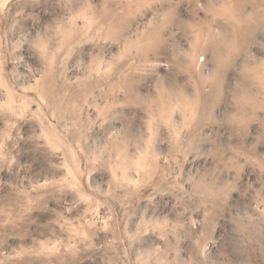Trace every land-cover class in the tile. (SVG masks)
Here are the masks:
<instances>
[{
    "label": "rangeland",
    "instance_id": "374dc122",
    "mask_svg": "<svg viewBox=\"0 0 264 264\" xmlns=\"http://www.w3.org/2000/svg\"><path fill=\"white\" fill-rule=\"evenodd\" d=\"M169 2L106 37L101 0H0V264H264V0Z\"/></svg>",
    "mask_w": 264,
    "mask_h": 264
},
{
    "label": "bare ground",
    "instance_id": "6f19581e",
    "mask_svg": "<svg viewBox=\"0 0 264 264\" xmlns=\"http://www.w3.org/2000/svg\"><path fill=\"white\" fill-rule=\"evenodd\" d=\"M102 1V5L99 7V6H93V7H91V10L89 11V13L87 14V15H81V16H87V17H89V19H88V23H89V28L91 29V30H93V31H98L99 29L100 30H102V33L107 37V36H112V35H114V36H118L120 33H122V35H123V33L124 32H126L125 30L127 29H129L130 27H128V26H130V22H129V20H128V16L132 13V3H134V5L137 7V8H141V7H143V6H146V5H151V3L154 1V0H126V3H121L119 0V3H116V4H123L124 5V10H125V12H124V14H125V16H123V15H121V14H119L117 11V13L115 12V10H114V8L112 7H110L109 5H110V3H109V1L108 0H101ZM184 1H186V0H178V2H169L168 3V5H169V7H167L166 8V15H165V18H164V21L163 22H165V21H169V22H173L174 21V17H176L175 15H177V14H179L178 13V6H179V4L180 3H183ZM189 2H191V3H193V6H194V11H196V9H197V11H198V7H197V2H198V0H188ZM214 1L215 0H207V4H208V6H210L211 8H214V5H215V3H214ZM223 2L225 1V0H222ZM229 1H231V3L232 4H234V2L236 3V0H228V2ZM237 1H239V0H237ZM113 3H115V2H113ZM156 3V2H155ZM237 3H240V2H237ZM3 4V3H2ZM259 4V3H258ZM92 6V5H91ZM166 6V5H165ZM90 7V6H89ZM217 10V9H216ZM85 11V10H84ZM227 11V10H226ZM216 13H218V12H216ZM182 15V14H181ZM222 15V14H221ZM73 17V16H72ZM76 18V17H75ZM109 18L111 19V20H109ZM78 19V18H77ZM77 19H76V21H77ZM231 19V18H230ZM108 22V23H107ZM193 22V20H191V24L188 26V27H186V30H193V29H197V30H200V32L201 31H203V25L201 24V22H195V23H192ZM104 23H107V25L105 26L104 25ZM228 25V24H227ZM226 24H225V26H227ZM234 25V24H233ZM233 25H232V27H233ZM153 27V26H152ZM227 28V27H226ZM136 29V28H135ZM220 29V28H219ZM232 29V28H231ZM61 30L64 32V34L67 36V38H66V40L68 41V40H71V38H73L74 36H75V34L77 33V31L75 30V26L72 24V19H71V21H70V24L68 23V24H66L65 26H62L61 27ZM183 30V29H182ZM173 31V30H172ZM224 31V30H223ZM80 32H81V30H80ZM136 32H138V30L136 31ZM208 33H209V35H212L213 34V32H212V30L211 29H209L208 28V31H207ZM228 32V31H227ZM153 33V35H155V37L157 38H160V36H161V34H162V29L161 28H158V27H156L155 28V30L152 32ZM225 33V32H224ZM230 33V32H229ZM142 34V33H141ZM232 34V33H231ZM231 34H228L229 36H231ZM233 35V34H232ZM113 36V37H114ZM121 36V35H120ZM143 36V35H142ZM112 37V38H113ZM227 37V36H226ZM233 37V36H232ZM116 38V37H115ZM142 38V37H141ZM234 38V37H233ZM66 41V42H67ZM199 39H197L196 40V44H198V45H200L199 44ZM228 41V40H227ZM162 42H161V40L159 39H157V40H155L154 42L152 41V43L148 46V45H146L147 46V48H149V49H153V50H156L157 48H160V47H158V46H160V44H161ZM223 43V42H222ZM69 44V43H68ZM134 45H135V43H133ZM223 44H225V43H223ZM223 44H221V45H223ZM228 44V43H227ZM68 46V45H67ZM130 46V45H129ZM181 46V45H180ZM211 48V49H213L214 51H216V52H220V47H218V45H217V42H216V40H213V41H210L209 43H208V45L207 46H202V48H209V47ZM224 46V45H223ZM227 46V45H226ZM228 46H231L230 44H228ZM167 47V46H166ZM192 47V46H191ZM181 48V47H180ZM193 49V48H192ZM124 50V49H123ZM178 50V49H177ZM230 50H231V48H230ZM157 51H159L158 49H157ZM140 52V51H139ZM180 52V51H179ZM191 52V51H190ZM194 52V51H193ZM228 55V54H227ZM230 55V54H229ZM228 55V56H229ZM177 56V55H176ZM192 56V55H191ZM185 57V56H184ZM184 57H182V56H177V59H179L180 60V58H184ZM222 57V56H221ZM122 58V57H121ZM159 58V57H158ZM185 59V58H184ZM183 59V61H185ZM191 59V58H190ZM226 59V58H225ZM203 60V59H202ZM141 61V60H140ZM181 61V60H180ZM174 62H178V61H174ZM187 62V61H186ZM217 62V61H216ZM215 62V63H216ZM181 63V62H180ZM184 64H185V66H189L188 65V63L186 64L185 62H183ZM218 63L219 64H222V61L221 60H219L218 61ZM224 64V63H223ZM180 65V64H179ZM30 67V66H29ZM181 67V66H180ZM140 69V68H139ZM156 69V68H155ZM187 69V68H186ZM116 70V69H115ZM90 74V73H89ZM104 74V73H103ZM245 74V73H244ZM8 74H1V77H0V84L2 85V88L4 89V93H5V96H7V100L9 101V104L10 103H12V102H14V101H16V98H17V95H16V93H14L13 91H12V89L10 88V84H8L7 83V80L5 79V76H7ZM29 75V74H28ZM91 75V74H90ZM49 76V75H48ZM48 76H45V78H44V81H43V83H42V81L41 80H38V78H36L35 76H33V75H31V81H33V82H35V84H34V86H31L30 87V90H29V92L31 93L32 91H34L35 92V90L36 91H40V94H41V96L42 97H48L49 99H51V100H53L55 103H56V105H58V106H60V104L62 103V101H61V99L60 98H57V97H55L54 96V92H56V90H54V88H52L51 87V85L50 84H46V80H47V78H48ZM132 76V75H131ZM28 77H30V76H28ZM52 77V76H51ZM130 77V76H129ZM50 78V77H49ZM128 78V77H127ZM102 79V78H101ZM245 79V78H244ZM253 79V78H252ZM132 82H134V81H132ZM55 83V82H54ZM136 84V83H135ZM57 85V84H56ZM128 85H130V83L128 84ZM205 85V84H204ZM131 86V85H130ZM215 86V85H214ZM57 87V86H56ZM132 87V86H131ZM133 87H134V85H133ZM138 88V87H137ZM135 89V88H134ZM219 89V88H218ZM221 89V88H220ZM126 90V89H125ZM138 90V89H137ZM203 90V89H202ZM186 90L185 89H183L182 90V94L180 95V98H181V100L182 101H186V99H187V92H185ZM216 91V90H215ZM33 92V93H34ZM130 91H128V93H129ZM135 92V91H134ZM218 93V92H217ZM214 94V93H213ZM138 95H140V94H138ZM215 95V94H214ZM61 96H62V94H61ZM137 96V95H136ZM173 96V95H172ZM219 96V95H218ZM221 96V95H220ZM143 97V96H142ZM146 97V96H145ZM89 98V97H88ZM132 98H134V101H135V99L137 98L138 99V97H132ZM69 99V98H68ZM125 99V98H124ZM221 99V98H220ZM145 100V99H144ZM137 101V100H136ZM143 101V100H142ZM149 101H152V100H149ZM244 101V100H243ZM144 102V101H143ZM146 102V101H145ZM250 102V101H249ZM253 102V101H252ZM123 103V102H122ZM128 103V102H127ZM139 103H140V101H139ZM150 103V102H149ZM153 103V102H152ZM151 103V104H152ZM23 104V103H22ZM132 104V103H131ZM138 104V103H137ZM136 104V105H137ZM151 104H148L147 105V109L149 110V111H151ZM171 103H168V105H165V102H162L161 103V110H164V109H168V111H170V109L172 108L171 107V105H170ZM251 104V103H250ZM132 106V105H131ZM77 109V108H76ZM153 109V108H152ZM155 109V108H154ZM161 110H159V112L161 111ZM154 111V110H153ZM152 111V112H153ZM174 111V110H173ZM155 112V111H154ZM150 116H153L152 114L150 115ZM148 119H149V117H148ZM153 120H155V119H153ZM156 122V121H155ZM186 122V121H185ZM189 123H191V122H189ZM155 128H156V126H155ZM154 128V129H155ZM159 128V127H158ZM159 130V129H158ZM188 130V129H187ZM159 132V131H158ZM132 133V132H131ZM157 135V134H156ZM159 135V134H158ZM154 136V135H153ZM176 138V137H175ZM54 139L55 140H57L58 141V143L60 144V146H61V139L59 138V137H55L54 136ZM173 139V138H172ZM122 140V139H121ZM66 141V140H65ZM127 143V142H126ZM63 144V143H62ZM65 146H66V144H65ZM68 147V146H67ZM129 148V147H128ZM67 152H68V150L69 149H65ZM65 150H64V152H65ZM148 151V150H147ZM125 153H128V152H126V148H125V151H124ZM121 154V153H120ZM122 155V154H121ZM124 155V154H123ZM128 156V155H127ZM67 157V156H66ZM120 157V156H119ZM126 157V156H125ZM154 158H156V157H154ZM67 159H68V157H67ZM125 159H127V157L125 158ZM151 159V156L147 159V161L148 160H150ZM124 161V159H121V161ZM153 160V159H152ZM152 160L150 161V162H145L144 164H145V166H146V168H145V170H144V173H143V175H144V177L146 178L148 175H149V172H150V170L152 169ZM75 161V160H74ZM120 161V160H119ZM141 161V160H140ZM158 161H159V158H158ZM73 162V161H72ZM137 162V161H136ZM76 163V162H75ZM120 163V162H119ZM119 163H117V164H119ZM138 163V162H137ZM160 163H161V161H160ZM129 164V163H128ZM71 165V164H70ZM121 165V164H120ZM137 165V164H136ZM160 166V165H159ZM158 166V167H159ZM119 167H121V166H119ZM118 167V168H119ZM114 170H115V168H114ZM113 170V171H114ZM115 171H117V170H115ZM114 171V172H115ZM156 172V171H155ZM157 173V172H156ZM123 175H125V174H123ZM140 176V175H139ZM154 176V175H153ZM71 187V186H70ZM44 196V195H43ZM43 200V199H42Z\"/></svg>",
    "mask_w": 264,
    "mask_h": 264
}]
</instances>
